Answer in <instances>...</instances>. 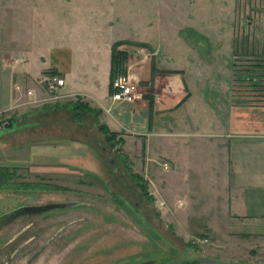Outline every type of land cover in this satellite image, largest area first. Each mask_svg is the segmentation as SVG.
I'll use <instances>...</instances> for the list:
<instances>
[{
	"label": "rangeland",
	"instance_id": "1",
	"mask_svg": "<svg viewBox=\"0 0 264 264\" xmlns=\"http://www.w3.org/2000/svg\"><path fill=\"white\" fill-rule=\"evenodd\" d=\"M62 1L0 0V62H53L62 48L76 49L80 62H94L100 48L105 54L112 42L127 41L134 43L120 47L128 54L127 73L118 77L140 86L151 126L157 91L164 99L190 94L185 103L157 113L161 135L148 141L113 131L121 142H108L80 127L49 124L57 117L71 121L57 114L43 129L50 137L71 132L70 141L8 137L5 148L7 140L0 139V166L20 174L0 187V215L23 205L80 203L22 216L2 228L0 264H163L194 256L264 264V221H232L216 203L218 194H186V136H177L198 122L186 113L190 101L198 107L220 94L241 103L264 101V0ZM157 62L184 68V84L182 75L151 76ZM10 69L0 67V94L11 91ZM157 73L165 78L160 88ZM31 81L37 87L39 80ZM15 108L1 112L10 116Z\"/></svg>",
	"mask_w": 264,
	"mask_h": 264
},
{
	"label": "crops",
	"instance_id": "2",
	"mask_svg": "<svg viewBox=\"0 0 264 264\" xmlns=\"http://www.w3.org/2000/svg\"><path fill=\"white\" fill-rule=\"evenodd\" d=\"M61 2L63 3L62 0ZM117 41L120 40L112 42L105 54L100 48L101 55L96 56L94 62L78 61L79 56L73 48H62L57 52V57L53 58V62H27L25 58L22 59L25 62H15L16 58L11 62H0L2 69L11 68V91L0 94V112L16 107L10 114L8 125H0V139L7 140L3 146L9 143L8 137L19 138L21 143L52 142L53 139L70 141L71 132L67 136L50 137L46 134L43 128L51 114L65 115L71 121L56 122L58 117H54L53 122L49 124L68 125L69 129L71 127L74 131H77L74 126L80 127L90 131L91 135L104 139L105 136L99 131L96 118L92 114H85L80 121L75 119L72 105L78 98L89 103L93 108L101 109V121L112 131L123 133V137L134 133L141 140L148 141L154 135H161L156 120L157 113L185 103L189 98V91L187 93L185 91V94L183 92L182 95L180 93L176 99L172 96L164 99L165 96L157 91L152 126L150 109L148 102L144 101L145 97L139 100L140 103L137 101L133 104L112 101L110 99L111 49ZM2 59L5 60L3 56ZM171 64L174 66L169 67L168 65ZM38 65L41 66L39 72L34 73L33 67ZM155 66V72L159 73L182 71L170 74L182 75L179 80L184 84V68L175 67L174 62H157ZM52 69L57 70L66 80L59 99L56 100L51 98L43 84ZM102 75L103 81H101ZM150 75L152 76V73ZM154 78L156 86L160 88L164 76L157 73ZM31 80H39L37 87L31 85ZM16 82L23 86L22 91L14 89ZM176 88L180 92L186 90V87L176 86ZM29 89L34 90L33 96L27 94ZM163 89L172 93L168 84L165 86L163 84ZM186 95H188L187 99ZM184 98L185 101L181 103ZM234 99L235 97L230 94L224 96L220 94V97H216L213 102L210 99L203 100L198 107H191L190 101L186 106V113L188 110L192 113V117L196 118L195 121H198L187 123L186 133H177V136H186V145L182 146V153L186 157V194H194L197 189L199 193L218 194L220 198L217 197L216 203L223 205L222 207L232 214L234 218L232 221L238 220L248 225H257L259 221H264V101L247 100L241 103ZM28 104L35 106L32 105L30 108ZM211 104H214L213 107L208 106ZM32 133L33 136L30 135ZM167 135L173 133L169 131Z\"/></svg>",
	"mask_w": 264,
	"mask_h": 264
},
{
	"label": "trees",
	"instance_id": "3",
	"mask_svg": "<svg viewBox=\"0 0 264 264\" xmlns=\"http://www.w3.org/2000/svg\"><path fill=\"white\" fill-rule=\"evenodd\" d=\"M126 44H134L132 42L127 41H117L112 46L111 53V69H110V94L112 93V84L118 75H123L127 73V64L129 61L128 54L126 51L121 50V46ZM156 69L152 67V74H154ZM169 73H181L182 71H167ZM49 74H58L57 70L52 69L48 72ZM189 95V94H188ZM186 95V99L188 98ZM185 98L181 101L183 103ZM150 107L153 110V104L150 103ZM72 109L74 111V116L77 121L83 119L84 115L89 113L92 114L96 118V122L98 125V129L101 133L104 134L108 142H121V137L118 133L113 132L105 123L101 121L102 110L93 108L89 103L83 102L80 98L77 99L76 102L73 103ZM151 124V118H150ZM20 177L19 168H10L7 166H0V187H7L8 185L14 184L15 179ZM58 189V188H56ZM62 189V188H60Z\"/></svg>",
	"mask_w": 264,
	"mask_h": 264
},
{
	"label": "built area",
	"instance_id": "4",
	"mask_svg": "<svg viewBox=\"0 0 264 264\" xmlns=\"http://www.w3.org/2000/svg\"><path fill=\"white\" fill-rule=\"evenodd\" d=\"M127 76H119L112 84V93L110 99L114 102H120L124 104H133L144 97L143 91L140 86L130 82ZM45 88L53 99H59V94L66 84L65 78L60 74H49L43 81ZM15 90L22 91L23 86L19 83L14 85ZM29 96L34 95V90L29 89L27 91ZM35 102V101H34ZM10 116L7 112H0V125L6 126L9 123ZM164 169H169V164L164 163Z\"/></svg>",
	"mask_w": 264,
	"mask_h": 264
},
{
	"label": "water",
	"instance_id": "5",
	"mask_svg": "<svg viewBox=\"0 0 264 264\" xmlns=\"http://www.w3.org/2000/svg\"><path fill=\"white\" fill-rule=\"evenodd\" d=\"M80 205L76 201H66V202H54L47 204L38 205H23L15 208L3 215H0V230L12 222L16 221L22 216H31L49 212L52 210L66 209L73 206ZM192 262H197L198 264H257V263H243V262H229L223 260H217L215 258H202V259H186V260H171L163 264H190ZM158 260H148L140 264H156Z\"/></svg>",
	"mask_w": 264,
	"mask_h": 264
},
{
	"label": "flooded vegetation",
	"instance_id": "6",
	"mask_svg": "<svg viewBox=\"0 0 264 264\" xmlns=\"http://www.w3.org/2000/svg\"><path fill=\"white\" fill-rule=\"evenodd\" d=\"M197 258H215V259H217V260H221V258H218V257H196V256H194V257H191V258H186V259H197ZM186 264V263H185ZM190 264H198L197 262H192V263H190Z\"/></svg>",
	"mask_w": 264,
	"mask_h": 264
}]
</instances>
